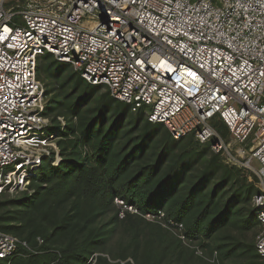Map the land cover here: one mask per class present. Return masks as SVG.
I'll return each mask as SVG.
<instances>
[{
	"label": "built area",
	"instance_id": "built-area-1",
	"mask_svg": "<svg viewBox=\"0 0 264 264\" xmlns=\"http://www.w3.org/2000/svg\"><path fill=\"white\" fill-rule=\"evenodd\" d=\"M0 37V194L31 195L43 161L59 162L38 67L49 53L173 139L210 142L226 163L254 171L264 259V0H0ZM168 224L204 256L182 224ZM20 246L0 230V263Z\"/></svg>",
	"mask_w": 264,
	"mask_h": 264
},
{
	"label": "trees",
	"instance_id": "trees-1",
	"mask_svg": "<svg viewBox=\"0 0 264 264\" xmlns=\"http://www.w3.org/2000/svg\"><path fill=\"white\" fill-rule=\"evenodd\" d=\"M38 67L47 80L44 114L65 120L55 129L60 159L38 170L34 193L0 201V230L28 247L9 264H189L194 256L200 264H264L250 206L257 188L242 183L244 168L224 165L210 142L173 139L142 108L49 53ZM212 123L226 135L224 124ZM169 221L182 224L204 256Z\"/></svg>",
	"mask_w": 264,
	"mask_h": 264
},
{
	"label": "rangeland",
	"instance_id": "rangeland-1",
	"mask_svg": "<svg viewBox=\"0 0 264 264\" xmlns=\"http://www.w3.org/2000/svg\"><path fill=\"white\" fill-rule=\"evenodd\" d=\"M52 58L53 59H56L53 55H52ZM57 60V59H56ZM67 63V62H66ZM69 64V63H68ZM71 67H72V65H70ZM73 68V67H72ZM73 70H75L74 68H73ZM42 79V78H41ZM42 82L44 83V85H45V91H46V89H47V80H43L42 79ZM100 91L101 92H104V91H106V88L105 87H101L100 88ZM143 117H145V115H144V113H143ZM61 118V119H60ZM62 116H60L59 117V119L60 120H62ZM59 120V122L61 123V121ZM64 120V119H63ZM65 121V120H64ZM59 122L58 121H56V120H54V121H52L51 122V125L49 126V130L50 131H54L57 127H58V125H59ZM62 124V123H61ZM160 126H162V127H165L163 124H159ZM189 138H190V136H188V137H185L184 138V140L185 141H188L189 140ZM195 141V140H194ZM244 158H246V156L244 157ZM222 163L224 164V165H227V166H229L230 164H228V163H226L225 162V160L222 158ZM45 162L46 161H43V163L45 164ZM240 167V166H239ZM257 167H258V165L256 164V162H254L253 161V164H252V168L253 169H255V171H256V169H257ZM241 172V180H242V183H244L245 185L247 184H250V185H253L255 188H257L256 187V181H257V177H256V173H254V171H249V170H243V171H240ZM4 195L5 196H1L0 197V201H4V200H6V199H12L13 197H16V196H18L19 194L18 193H4ZM120 205V204H119ZM250 206H252V202H250ZM168 237V236H167ZM169 238V237H168ZM201 262L199 261V259L196 257V256H194L192 259H191V261H190V263L189 264H200ZM163 264V263H162ZM173 264H176V263H173Z\"/></svg>",
	"mask_w": 264,
	"mask_h": 264
},
{
	"label": "snow or ice",
	"instance_id": "snow-or-ice-1",
	"mask_svg": "<svg viewBox=\"0 0 264 264\" xmlns=\"http://www.w3.org/2000/svg\"><path fill=\"white\" fill-rule=\"evenodd\" d=\"M0 38H2V37H0Z\"/></svg>",
	"mask_w": 264,
	"mask_h": 264
}]
</instances>
